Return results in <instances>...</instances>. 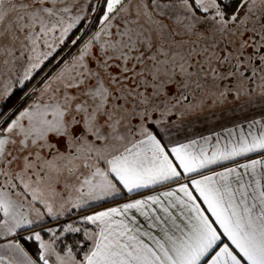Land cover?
I'll use <instances>...</instances> for the list:
<instances>
[{
	"label": "snow or ice",
	"instance_id": "6c2138e0",
	"mask_svg": "<svg viewBox=\"0 0 264 264\" xmlns=\"http://www.w3.org/2000/svg\"><path fill=\"white\" fill-rule=\"evenodd\" d=\"M0 264H264V0H0Z\"/></svg>",
	"mask_w": 264,
	"mask_h": 264
},
{
	"label": "crops",
	"instance_id": "0c3cea01",
	"mask_svg": "<svg viewBox=\"0 0 264 264\" xmlns=\"http://www.w3.org/2000/svg\"><path fill=\"white\" fill-rule=\"evenodd\" d=\"M261 113L262 110L258 105L257 102V107L252 108V107H247L243 106V102H237L233 103L232 98L229 97V102L224 105H220L217 107H206L202 113L195 114L188 119L192 121V124L190 125L189 132L190 134H195L197 136L199 135H209V134H214L216 132L221 133V136L225 134V131L228 128H234L237 132L239 131V128L237 127L238 125H243L244 130L247 131V124L249 121L252 119H258L261 118ZM251 158H257L255 154L252 155ZM243 162V161H241ZM115 203H121L123 202L121 198H116ZM115 206L114 203L108 204L107 206L103 207H112ZM97 210V209H94ZM76 212L78 211H73L72 212V218L69 219H64V221L72 223L73 218H78L82 215H78ZM84 214H90V213H84ZM64 217V216H62ZM62 217H60V222L57 224L61 223ZM49 221H54L51 218L46 219V226L47 227H52L53 222ZM39 230V229H37ZM46 239L48 238L45 236Z\"/></svg>",
	"mask_w": 264,
	"mask_h": 264
},
{
	"label": "trees",
	"instance_id": "16d2710c",
	"mask_svg": "<svg viewBox=\"0 0 264 264\" xmlns=\"http://www.w3.org/2000/svg\"><path fill=\"white\" fill-rule=\"evenodd\" d=\"M117 201V200H116ZM115 201V202H116ZM108 204H112V203H108V202H105V203H103V205L102 206H107ZM94 209H96L95 207H93V209L92 210H94ZM78 215H81V214H84V213H86V212H82V211H78V212H76ZM66 217V219H69V218H72V214L71 215H67V216H65ZM73 220L74 221H72V223L73 222H76V223H78L79 222V219L76 217V218H73ZM50 223L51 222H56V223H58V222H60V219L58 220V221H49ZM80 237L78 236V235H74V234H69V235H67V237L66 238H62V241H57V244L61 247V248H63L64 247V245L65 244H70V243H72L73 242V240L74 239H79ZM32 251H35V245H33L32 246Z\"/></svg>",
	"mask_w": 264,
	"mask_h": 264
},
{
	"label": "rangeland",
	"instance_id": "374dc122",
	"mask_svg": "<svg viewBox=\"0 0 264 264\" xmlns=\"http://www.w3.org/2000/svg\"><path fill=\"white\" fill-rule=\"evenodd\" d=\"M64 219L66 220V217L64 216V217H62V222L61 223H59V224H57L56 222H53V226H52V228H59L60 226H63V225H65V224H67V223H70V222H67V221H64ZM46 238V237H45Z\"/></svg>",
	"mask_w": 264,
	"mask_h": 264
}]
</instances>
